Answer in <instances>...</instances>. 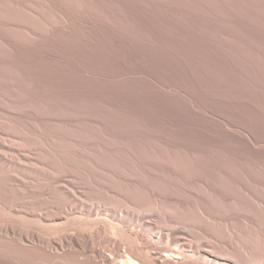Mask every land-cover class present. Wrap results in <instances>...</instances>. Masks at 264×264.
Segmentation results:
<instances>
[{"label": "rangeland", "instance_id": "obj_1", "mask_svg": "<svg viewBox=\"0 0 264 264\" xmlns=\"http://www.w3.org/2000/svg\"><path fill=\"white\" fill-rule=\"evenodd\" d=\"M4 154L29 159L0 158V264H85L6 227L56 238L104 228L119 243L95 242L108 264H264V0H0ZM63 164L81 187L111 189L85 194L89 215L51 218L61 196L41 192L43 174ZM108 193L130 211L164 202L173 220L151 210L116 223ZM178 214L205 229L204 244L171 230Z\"/></svg>", "mask_w": 264, "mask_h": 264}, {"label": "bare ground", "instance_id": "obj_2", "mask_svg": "<svg viewBox=\"0 0 264 264\" xmlns=\"http://www.w3.org/2000/svg\"><path fill=\"white\" fill-rule=\"evenodd\" d=\"M77 154V153H76ZM76 154H75V156H76ZM7 155L6 154H4V155H2V156H0V158H1V160L3 161V162H5V163H7L8 165H10V166H12V167H18L20 164H22L23 162L22 161H24V160H28L29 158H28V156L27 155H24V156H26V157H24V156H22L23 158H24V160H21V162H20V164H19V161H20V159H23L22 157H21V155H20V159L19 160H16L15 161V159H10L9 157H6ZM14 156V155H13ZM30 156V155H29ZM78 156H79V154H78ZM18 156H16L15 158H17ZM66 157V156H65ZM62 158V157H61ZM26 162V161H25ZM38 162H40V161H38ZM41 163H44V162H41ZM65 163V162H64ZM26 164H27V162H26ZM25 163H24V165H26ZM32 164V163H31ZM66 164V163H65ZM65 164H63V165H65ZM69 165H70V163H68ZM27 165H29V164H27ZM26 165V166H27ZM44 165H46V164H44ZM43 165V166H44ZM72 165H74V164H72ZM47 166V165H46ZM48 166H49V163H48ZM67 165H65L64 167H60L59 166V168H65ZM76 166V165H75ZM30 167V166H29ZM31 167H32V165H31ZM50 167H53V166H51V164H50ZM49 167V168H50ZM77 167V166H76ZM56 168H58V167H56ZM69 168V169H68ZM68 168H65V170L66 171H64L63 169H62V171H60L59 169H57L56 170V173H55V175L53 174H51V173H44L43 174V176H44V180H45V183L43 182V185L41 184V188H40V190H41V192L42 193H47V194H49V193H52V192H55L56 191V193H59V195L61 196V203L59 204V209L60 210H57V212L56 213H53L52 215H51V218H53L54 220L56 219H60L62 216H63V213L65 212V211H70V213L72 212V213H90L91 212V210H92V208H93V206H88V207H86L85 206V201L83 200V198L85 197V194H91V195H93V197L95 198V199H105L106 197H104V194H106L107 192H105V191H109V192H111V189L110 188H108V185H106L107 187H104V189H103V186L102 185H100L101 183H96V188H94L95 187V185H94V187L92 186V184H91V182L90 183H84L83 181L81 182V183H83L84 184V187H81V185H80V178H78L77 176H75L74 177V174L72 173V172H75V170H73V167L72 166H68ZM51 169V168H50ZM158 170H159V168H158ZM72 177V178H71ZM94 179V178H93ZM122 179V178H121ZM124 179H126V178H124ZM82 180V179H81ZM127 180V179H126ZM166 180V179H165ZM122 181V180H121ZM166 181H168V180H166ZM132 182V181H131ZM140 183H141V181H139ZM20 183V182H19ZM23 183V182H22ZM41 183V182H40ZM126 183V182H125ZM89 184H91V185H89ZM123 184V183H122ZM142 184V183H141ZM140 184V185H141ZM163 184V183H162ZM167 184V183H166ZM22 185V184H21ZM147 185V184H146ZM146 185H144V183H143V185H141V186H143V188L144 189H147L146 188ZM128 186V185H127ZM132 186V185H131ZM148 186V185H147ZM167 186V185H166ZM170 187V186H169ZM176 187V186H175ZM84 188V189H83ZM140 189H142L141 187H139ZM151 188V187H150ZM150 188H148L149 190H150ZM168 188V187H167ZM166 188V189H167ZM151 189H153V188H151ZM143 190V189H142ZM98 191V192H97ZM101 191L104 193V194H102L101 193ZM115 191V190H114ZM118 191H121V190H118ZM116 192V191H115ZM144 192V191H143ZM145 192H147L146 190H145ZM157 192H159V191H157ZM176 192V191H175ZM149 193V194H148ZM148 195H150L151 197H158L160 200H165V201H167V203H169L168 201H175L176 203H179L180 201L179 200H177V199H175V197H174V199H173V197L171 196V195H174V194H171V195H169L170 193H167V195H165L166 193H164V195H162V194H159L158 195V193H155V190H151V191H148ZM160 193V192H159ZM176 193H178L179 194V192H176ZM109 194V193H108ZM107 194V196H112V194L110 195H108ZM119 194V193H118ZM120 195H123V193H120ZM125 195V194H124ZM123 195V196H124ZM169 195V196H168ZM89 196V195H88ZM117 196V195H116ZM116 196H114V197H116ZM113 197V196H112ZM113 197V199H111V201L113 200V201H115V198ZM119 197V196H118ZM148 197V196H147ZM93 198V199H94ZM117 198V197H116ZM121 198V199H120ZM127 198V195H126V197H125V199ZM130 198V197H129ZM149 198V197H148ZM157 198V199H158ZM176 198H178V196H176ZM179 198H180V196H179ZM178 198V199H179ZM107 199H108V197H107ZM119 201L117 200V202L115 201V202H113L114 204H110V205H113V210H116V209H118L120 212H119V216L117 217V219H118V222L116 221V223H119V224H123V225H125L126 224V220L124 219V215H129V216H131V217H136L138 220H141L142 222H148V218H149V216H150V214H152L153 212H154V210H155V208L154 209H151V210H153V212L148 208H145V207H142L143 205L141 204V203H136V202H133V201H131L130 203H132V206H133V210H136V211H130V209H132L130 206L131 205H129V204H127L126 203V200H124V198L122 199V197H119ZM129 200V199H128ZM130 200H131V198H130ZM129 200V201H130ZM93 201V200H92ZM102 202V201H101ZM151 202V201H150ZM155 202V201H154ZM196 202V201H195ZM110 203H112V202H110ZM133 203H135V204H133ZM153 203V202H152ZM156 203V202H155ZM162 203V202H161ZM160 203V204H161ZM174 203V202H173ZM104 204H106V203H104ZM103 204V205H104ZM157 204V203H156ZM92 205H94V207H95V210L96 211H104L105 213H107V212H110L111 210H109V209H107V208H101L100 207V205L97 203V204H92ZM142 205V206H141ZM162 205H164V202H163V204H161V206ZM175 205V204H174ZM154 206H155V204H154ZM161 206L159 205V201H158V205H156L155 207H156V210L155 211H157L158 213H156L157 215H159V214H161V216H163V219L165 220V221H171V220H173V218L171 217V214L170 215H167L163 210H162V208H161ZM109 207V206H108ZM150 207V206H149ZM163 208H165V205L164 206H162ZM178 207V206H177ZM130 208V209H129ZM144 208V209H143ZM146 209L147 210H149L150 211V213H149V211H146ZM117 210V211H118ZM49 212V211H48ZM66 213V212H65ZM134 213H135V215H134ZM155 213V212H154ZM47 214H49V213H47ZM46 214V215H47ZM45 215V216H46ZM89 215V214H88ZM97 215V214H96ZM173 216V215H172ZM177 216V215H176ZM178 216L180 217V218H182V219H180V220H178L177 222L179 223V225L178 224H176L175 226H173L172 227V229L171 230H173L174 231V233H178V234H183V231L182 230H184L183 228L186 226V227H188L189 229H192V230H194V231H196V236L194 237V235L192 236V237H194V238H196L197 237V239L199 240V241H201L202 240V238L200 237V235H199V233H202V234H205V236H206V231H204L205 229H203L200 225H198L196 222L194 223V222H192V223H188L189 221L188 220H183V219H185V218H183V217H181L179 214H178ZM65 217V216H64ZM156 217H159V218H161L160 216H156ZM162 219V218H161ZM179 219V218H178ZM175 220V219H174ZM112 222H113V220H112ZM159 222V221H158ZM164 222V221H163ZM175 222V221H174ZM187 222V223H186ZM99 223V222H98ZM154 223V222H153ZM165 223V222H164ZM158 225H159V223H157ZM180 224H182L183 226H181ZM174 225V224H173ZM96 226V225H95ZM122 228V227H121ZM110 229H111V232L112 233H115V231H116V227L115 226H113V225H110ZM123 229V228H122ZM7 232H9V234H11V236L13 237V239H15V240H17V241H19V240H25V241H28V242H35L36 243V247H38V248H41V250H43V251H50L51 252V250H50V248H54V249H60V250H62V251H64V253L62 254L60 251V255L62 256H65V255H67V253L66 252H68V254L70 253H72V254H74V255H71L72 257H73V260H78V262L80 261V262H82V263H85V264H108V259L103 255V253L99 250V248H98V246H99V244L100 243H104V244H106V243H110V244H114L115 246H118V242L116 241V240H113V239H111V237H109L107 234H106V232L104 231V228H100V227H95V229H94V233L92 234V236L91 235H87V234H85V233H83V232H77V231H74V232H69V233H64V234H62V235H60L59 237H45V236H43V235H40V234H38L37 232H35L34 230L33 231H31V230H29V229H24V230H22V229H20V230H16V228L14 227V228H12V227H10V228H8V227H6V229H5ZM124 230V229H123ZM187 231V233L189 232V234H191L190 232H192V233H194L193 231ZM208 230V229H207ZM90 231V230H89ZM88 231V232H89ZM186 231V230H185ZM172 233V232H171ZM208 233H209V231H208ZM153 235V234H152ZM93 236H94V238H93ZM203 236V235H202ZM205 236H203V238H205ZM162 237V236H161ZM138 238H141L142 239V236H140L139 234H138ZM167 238V237H166ZM207 238V237H206ZM136 239V238H135ZM183 240V239H182ZM193 240V239H192ZM191 240V241H192ZM197 240V241H198ZM203 240H205V239H203ZM207 240V239H206ZM205 240V241H206ZM195 241V240H194ZM193 241V242H194ZM95 242H97V244H98V246H96L95 245ZM202 242V241H201ZM34 243V244H35ZM138 243V242H137ZM199 243V242H198ZM203 243V242H202ZM182 244V243H181ZM197 244V243H196ZM204 244V243H203ZM213 244H215V243H213ZM218 244V243H217ZM211 246V245H210ZM139 247V246H138ZM137 247V248H138ZM109 248V247H108ZM138 250V249H137ZM216 250H218V247H217V249ZM42 251V252H43ZM47 252V253H48ZM57 252H58V250H57ZM56 251L54 252V253H57ZM43 253H46V252H43ZM46 253V254H47ZM134 253V252H133ZM58 254V255H59ZM65 254V255H64ZM70 254H69V256H70ZM171 251H164L163 253H161L160 254V257L161 258H167V257H169V256H171ZM50 255V254H49ZM51 255H53V254H51ZM56 255V254H55ZM57 255V256H58ZM78 255H80L81 257H82V259L81 258H78ZM127 255H128V253H127ZM206 255V254H205ZM219 255V254H218ZM68 256V257H69ZM71 257V258H72ZM126 257V256H125ZM176 257V256H175ZM127 259V261H123V264H141V263H139L138 261H136L135 259H132V258H130V256L128 257H126ZM264 258V257H263ZM260 259V258H259ZM72 260V261H73ZM219 260V259H218ZM228 260V259H227ZM264 260V259H263ZM139 261H140V259H139ZM122 262V261H121ZM237 261H235V263H236ZM261 262V261H260ZM264 262V261H263ZM237 264H238V262H237Z\"/></svg>", "mask_w": 264, "mask_h": 264}]
</instances>
